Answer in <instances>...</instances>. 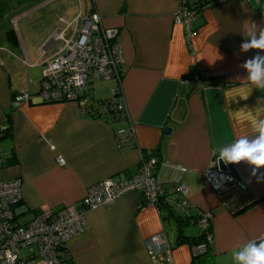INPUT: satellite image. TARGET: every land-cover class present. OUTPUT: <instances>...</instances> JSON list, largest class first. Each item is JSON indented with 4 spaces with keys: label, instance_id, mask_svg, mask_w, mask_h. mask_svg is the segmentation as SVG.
<instances>
[{
    "label": "crops",
    "instance_id": "0c3cea01",
    "mask_svg": "<svg viewBox=\"0 0 264 264\" xmlns=\"http://www.w3.org/2000/svg\"><path fill=\"white\" fill-rule=\"evenodd\" d=\"M196 1L189 0L192 7ZM35 4L40 14L29 27L33 30L0 40V126L11 117V134L0 140V182L21 180L22 206L28 209L23 218L37 209L78 205L91 185L107 177L132 176L144 153L158 160L154 173L164 188V210L132 190L109 206L87 211L84 231L66 244L64 264H152L145 243L163 231L173 264H190L192 247L178 243L177 236L197 237L201 229L195 219L207 210L213 211L208 258L211 264H232L234 250L264 235V168L253 175L246 162L228 164L240 184L221 196L204 172L220 147L252 134L250 114L264 107V90L253 88L240 67L259 51L242 53L240 45L255 26L264 28V0H211L196 11L189 43L175 21L177 0ZM91 11L105 27L120 30L124 120L83 117L73 101L37 97L44 63L55 54L59 35H74L78 16ZM196 70L210 77L193 86L185 83ZM22 90L31 99L16 104ZM129 125L136 147L121 152L115 133ZM167 125L172 127L168 135ZM175 184L188 189V206L181 204ZM176 217L187 220L178 224Z\"/></svg>",
    "mask_w": 264,
    "mask_h": 264
},
{
    "label": "built area",
    "instance_id": "2783aa9c",
    "mask_svg": "<svg viewBox=\"0 0 264 264\" xmlns=\"http://www.w3.org/2000/svg\"><path fill=\"white\" fill-rule=\"evenodd\" d=\"M248 1V0H245ZM176 23L184 29L189 43L195 32L196 10L189 0H177ZM75 34L58 37L55 54L44 63L37 97L42 102L73 101L77 103L83 117L103 119L108 122L127 118V107L122 95V77L126 71L120 30L105 27L97 12L80 14L75 21ZM210 74L192 71L185 83L194 85ZM114 80L110 97L97 99L93 95L94 80ZM31 95L22 90L15 96L19 104L29 101ZM3 127V126H2ZM0 126V140L3 132ZM119 151H129L136 147L134 130L131 125L115 133ZM59 164L64 159L57 157ZM158 160L142 153L138 170L128 178L110 176L91 185L78 205H66L60 209H37L30 218L23 217L28 209L22 206L21 180L0 182V264H35L40 259L44 264H63L62 249L74 236L81 234L86 226L89 210L111 205L117 197L128 191H139L144 202L159 208L165 199L164 188L155 176ZM212 190L223 195L238 186V178L231 170H221L217 157L204 172ZM174 189L183 197L182 205L188 206V189L175 184ZM213 211H200L195 223L206 232V241L192 247V255L203 253L206 244L211 243L213 233L209 230ZM152 264H173L172 247L165 232L151 236L145 243ZM34 247L21 258L23 248Z\"/></svg>",
    "mask_w": 264,
    "mask_h": 264
},
{
    "label": "clouds",
    "instance_id": "9594fccd",
    "mask_svg": "<svg viewBox=\"0 0 264 264\" xmlns=\"http://www.w3.org/2000/svg\"><path fill=\"white\" fill-rule=\"evenodd\" d=\"M249 31L247 39L241 43L240 52L259 50L246 59L240 67L247 72L246 81L256 89L264 90V28ZM247 98V97H246ZM245 98V99H246ZM251 135H239L234 142L217 150V159L225 164L246 162L252 166V174L264 168V107L250 114ZM232 264H264V235L250 240L231 254Z\"/></svg>",
    "mask_w": 264,
    "mask_h": 264
},
{
    "label": "rangeland",
    "instance_id": "374dc122",
    "mask_svg": "<svg viewBox=\"0 0 264 264\" xmlns=\"http://www.w3.org/2000/svg\"><path fill=\"white\" fill-rule=\"evenodd\" d=\"M36 4H28L23 6L14 5L7 9L6 13L0 17V40L2 41L5 38V34L9 29H14L18 34L24 33L25 31H32L33 20L39 16V11L33 10V7ZM15 19V20H14ZM28 24V25H27ZM74 28V23L71 26V30ZM115 81L112 80H101L95 79L93 84V92H95V98H108L110 97V90L107 89L109 86L114 85ZM116 84V83H115ZM33 247L23 248L20 251L21 258H24L29 250H33ZM37 264H41L37 262Z\"/></svg>",
    "mask_w": 264,
    "mask_h": 264
},
{
    "label": "trees",
    "instance_id": "16d2710c",
    "mask_svg": "<svg viewBox=\"0 0 264 264\" xmlns=\"http://www.w3.org/2000/svg\"><path fill=\"white\" fill-rule=\"evenodd\" d=\"M40 1H43V0H0V17H2L6 13L7 9H9L10 7H13L14 5H17L19 7V6L28 5V4L30 5V4H33L36 2H40ZM210 2H211V0H206L204 3L202 2V4H201L200 0H197L196 2L193 3L194 7H192V4H190V5L193 9L198 11L203 6L207 5ZM6 34H7L9 39L16 40V35H15L14 29H12V28L9 29L6 32ZM10 121H11V117H10V115H7L6 123L2 127V132H3L2 137L11 134V123H10ZM165 205L166 204H164L162 201L160 208L164 210ZM170 214L172 215L171 211H170ZM185 220H187V218H185V217L184 218L176 217V222L178 224L185 222ZM209 230H211V225H210ZM184 241H187V243H189L191 245V247L197 246V245L206 241V232L201 231L197 237L188 238V239H186L183 235H181L179 233L177 236V242L181 243ZM210 245H211L210 243L206 244V249L203 253H200L197 255H192V262L190 264H211V260L208 258ZM65 249H66V246L62 249V253H61V259H62L63 264L65 262V260L63 259V254L65 252Z\"/></svg>",
    "mask_w": 264,
    "mask_h": 264
},
{
    "label": "water",
    "instance_id": "95a60500",
    "mask_svg": "<svg viewBox=\"0 0 264 264\" xmlns=\"http://www.w3.org/2000/svg\"><path fill=\"white\" fill-rule=\"evenodd\" d=\"M171 132H172V127L171 126L167 125V126L164 127V133L165 134L168 135ZM217 161H218V166H219V168L221 170H229L230 169L229 166H228V164H225L224 161L218 160V159H217Z\"/></svg>",
    "mask_w": 264,
    "mask_h": 264
}]
</instances>
